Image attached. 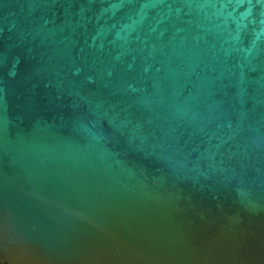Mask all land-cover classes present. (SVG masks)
I'll list each match as a JSON object with an SVG mask.
<instances>
[{"label":"water","instance_id":"water-1","mask_svg":"<svg viewBox=\"0 0 264 264\" xmlns=\"http://www.w3.org/2000/svg\"><path fill=\"white\" fill-rule=\"evenodd\" d=\"M0 264H264V0H0Z\"/></svg>","mask_w":264,"mask_h":264}]
</instances>
